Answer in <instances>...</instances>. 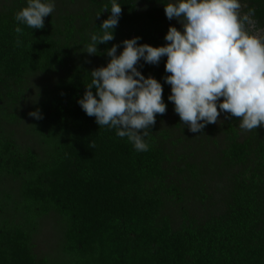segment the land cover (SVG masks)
<instances>
[{
	"label": "trees",
	"instance_id": "16d2710c",
	"mask_svg": "<svg viewBox=\"0 0 264 264\" xmlns=\"http://www.w3.org/2000/svg\"><path fill=\"white\" fill-rule=\"evenodd\" d=\"M0 1V264H264V127L241 131L240 121L227 114L202 132L189 131L168 100L167 57L136 65L161 83L167 105L144 137L147 152H137L116 129L99 127L78 103L91 71L109 62L113 44L119 54L125 39L167 43L170 0H117L122 13L114 39L98 44L93 55L86 46L92 34H102L111 0H67L85 3L83 14L54 10L42 29L14 19L27 0ZM248 8L264 28V0H249ZM40 75L53 79L21 114L27 83ZM37 110L42 119L29 115ZM168 116L174 122L166 130ZM25 121L33 146L11 129ZM174 130L191 135L187 141L206 142L196 148L208 158L201 166L178 168L169 149ZM207 180L215 184L216 200L192 214L189 194L201 204L211 199ZM50 219L57 248L39 256L36 237Z\"/></svg>",
	"mask_w": 264,
	"mask_h": 264
},
{
	"label": "clouds",
	"instance_id": "9594fccd",
	"mask_svg": "<svg viewBox=\"0 0 264 264\" xmlns=\"http://www.w3.org/2000/svg\"><path fill=\"white\" fill-rule=\"evenodd\" d=\"M243 0H170L165 4L169 20H178L183 30L170 26L164 46L139 44L140 37L125 39L107 49L106 66L91 71L83 98L78 101L99 127L116 129L137 152H147L144 137L164 115L161 83L137 70L143 59L158 65L167 57L165 82L171 86L168 100L182 124L193 133L216 124L221 113L237 118L241 131L264 127V28L256 25L254 9ZM55 10L54 0H27L14 19L32 29H42L44 18ZM103 11H109L105 5ZM122 8L111 0L110 15L103 20L102 34H92L86 46L89 55L97 54V45L114 39ZM100 14H97V18ZM15 32L23 34L19 26ZM19 44L20 41H17ZM95 89V93L93 92ZM29 115L42 119L39 110Z\"/></svg>",
	"mask_w": 264,
	"mask_h": 264
},
{
	"label": "rangeland",
	"instance_id": "374dc122",
	"mask_svg": "<svg viewBox=\"0 0 264 264\" xmlns=\"http://www.w3.org/2000/svg\"><path fill=\"white\" fill-rule=\"evenodd\" d=\"M249 7V0H243ZM4 1H0V5H2ZM55 3V11L57 13H61L63 15H74L77 16L79 14H83L84 9H86L87 5L85 3L80 2H74L71 3L67 0H54ZM248 7L244 8L243 11L247 12ZM172 26L176 27L178 30H183L181 23L176 20H171ZM55 77V76H54ZM53 79V76H37L33 77L29 80L27 83V89H26V95L23 99L21 107H19V112L27 113L33 103L34 96L38 93L39 89L43 87L45 84H47L49 81ZM227 114L221 113L220 120H224ZM173 117L168 116L163 122L164 129H169L173 125ZM186 126V125H184ZM12 131L15 133L16 137L24 144L28 146H33L36 142L33 134L32 129L30 128V125L27 121L23 122L20 126L11 127ZM178 130H174L175 137L172 139L171 143L172 146L169 145V149L172 153L175 154V160L177 163L178 168L184 169L187 168L188 165H197L201 166L202 161L208 158L202 151H197L196 148H198L200 145L201 147L206 144V142H190L187 141L191 135H183ZM184 137V138H183ZM186 140V142H181L180 144L178 141L180 139ZM198 146V147H197ZM208 147V146H207ZM207 148L205 149V151ZM210 160V158H209ZM206 188L208 190V193L211 195V199L206 200L205 203H202L198 200L197 197H195L193 194H189V199L186 202V207L189 209V212L199 213V207L201 205L204 206L207 203V201H210V204H213L216 200V194H215V184L210 183V180L206 181L205 184ZM192 193V191H191ZM207 206V205H206ZM202 210V209H201ZM58 238L59 233L55 228L54 221L53 220H47L43 223L42 229L40 230V233L36 237V247H37V253L39 256H46L52 254L58 244Z\"/></svg>",
	"mask_w": 264,
	"mask_h": 264
},
{
	"label": "flooded vegetation",
	"instance_id": "af4514ba",
	"mask_svg": "<svg viewBox=\"0 0 264 264\" xmlns=\"http://www.w3.org/2000/svg\"><path fill=\"white\" fill-rule=\"evenodd\" d=\"M170 22H171V20H170ZM171 25H172V23H171Z\"/></svg>",
	"mask_w": 264,
	"mask_h": 264
}]
</instances>
